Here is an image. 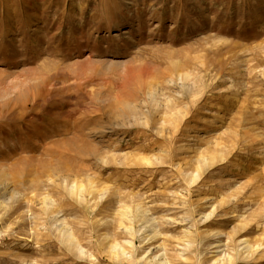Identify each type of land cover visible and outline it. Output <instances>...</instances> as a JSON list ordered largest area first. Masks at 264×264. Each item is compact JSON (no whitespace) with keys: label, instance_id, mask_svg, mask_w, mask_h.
I'll use <instances>...</instances> for the list:
<instances>
[{"label":"rangeland","instance_id":"obj_1","mask_svg":"<svg viewBox=\"0 0 264 264\" xmlns=\"http://www.w3.org/2000/svg\"><path fill=\"white\" fill-rule=\"evenodd\" d=\"M62 177L99 192L80 203ZM159 245L264 264V0H0V264Z\"/></svg>","mask_w":264,"mask_h":264},{"label":"bare ground","instance_id":"obj_2","mask_svg":"<svg viewBox=\"0 0 264 264\" xmlns=\"http://www.w3.org/2000/svg\"><path fill=\"white\" fill-rule=\"evenodd\" d=\"M129 113H133V110L130 109ZM182 116V115H181ZM202 156V155H201ZM103 160V159H102ZM198 162V161H197ZM199 163V162H198ZM196 168V167H195ZM64 175V174H63ZM200 175V174H199ZM198 175V176H199ZM196 176H194L193 181L196 179ZM64 179V177H62ZM62 180V179H61ZM198 180V179H197ZM65 181V179H64ZM65 185L67 186V191L69 193V195L78 200V202L83 203L84 201L87 200V197L93 196L94 194L98 193L99 191L96 190L93 186V184L90 185V180H88V184L84 185L78 182V181H72L70 184H68L67 181H65ZM189 183V182H188ZM192 185V184H191ZM89 187V189L87 190V188ZM105 195V193H101L100 196L101 198H103ZM42 203V207L41 209L43 211H45V214L48 216V218H50L51 220L56 221V229L57 231L64 237L67 238L69 240V242L71 244L76 243L74 240V236H72V233L70 231V229L68 227H66V224H64V222L62 220L58 219V214L57 210L54 207V203L51 199H49L47 196H45L43 198V200L41 201ZM142 208H140L139 212H140V216H141V220H143L141 223L146 225L144 227V232L141 230V232H143L142 236H143V240H146V244H150V242L156 240V238L158 237L157 232L155 231L154 228L148 227L147 225L151 222V219L148 218L144 212V210H141ZM214 213V212H213ZM126 214V213H125ZM125 214L123 216H125ZM212 214V213H211ZM210 214V215H211ZM209 215V216H210ZM139 216V217H140ZM209 216H205V218H208ZM213 216V214H212ZM126 218V217H125ZM135 219V218H134ZM100 224V223H99ZM140 224V223H139ZM125 225V224H124ZM123 223H121V226L124 227ZM125 228V227H124ZM127 228V226H126ZM141 229V228H140ZM133 230V229H132ZM133 234V233H131ZM141 234V233H140ZM132 236V235H131ZM186 236V235H185ZM189 236V235H188ZM217 236V234H216ZM134 237V236H133ZM132 238V237H131ZM215 238V237H213ZM76 239V238H75ZM186 244V246H190L191 243H189L188 240L184 241ZM241 243V242H240ZM76 245V244H74ZM79 244H77L78 247ZM213 245V249H217L218 246L216 245V243L212 244ZM242 245H245L244 250H246V252H250L252 251V249H254L253 246L250 245V242L248 240H245L242 242ZM161 249H163L160 245L158 246V248L156 249H152L151 246L148 247V251L146 252L147 255L143 256L142 258H140L138 260V264H169L167 257L165 256V254H160ZM263 249V244H259L256 246L255 248V252L258 253L260 250ZM156 250V252H154ZM110 251L111 254L114 257H119L120 255H124L125 257L131 258V255H128L124 250H121V248L119 247V245H112L110 246ZM121 251V252H120ZM79 252L80 254H84V251L79 248ZM216 253V252H214ZM214 255V254H213ZM219 256L216 255L214 256L213 259V263L217 264L221 261V258H218Z\"/></svg>","mask_w":264,"mask_h":264}]
</instances>
